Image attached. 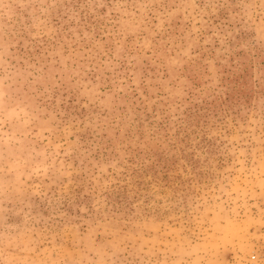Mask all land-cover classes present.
Masks as SVG:
<instances>
[{
    "label": "rangeland",
    "instance_id": "374dc122",
    "mask_svg": "<svg viewBox=\"0 0 264 264\" xmlns=\"http://www.w3.org/2000/svg\"><path fill=\"white\" fill-rule=\"evenodd\" d=\"M0 264H264V0H0Z\"/></svg>",
    "mask_w": 264,
    "mask_h": 264
}]
</instances>
